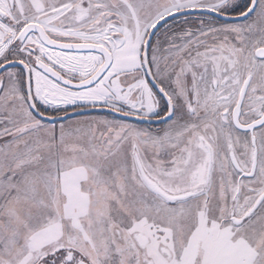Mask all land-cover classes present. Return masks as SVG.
Instances as JSON below:
<instances>
[{
    "label": "snow or ice",
    "instance_id": "1",
    "mask_svg": "<svg viewBox=\"0 0 264 264\" xmlns=\"http://www.w3.org/2000/svg\"><path fill=\"white\" fill-rule=\"evenodd\" d=\"M0 264H264V0H0Z\"/></svg>",
    "mask_w": 264,
    "mask_h": 264
}]
</instances>
